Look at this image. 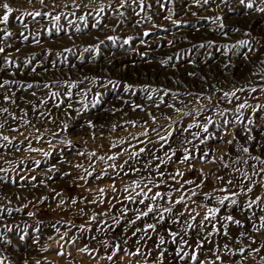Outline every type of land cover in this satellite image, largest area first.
Here are the masks:
<instances>
[{
	"label": "rangeland",
	"instance_id": "374dc122",
	"mask_svg": "<svg viewBox=\"0 0 264 264\" xmlns=\"http://www.w3.org/2000/svg\"><path fill=\"white\" fill-rule=\"evenodd\" d=\"M5 2L13 8L9 23L0 24V37L5 31L13 33L7 40L0 39V47L5 48V53L0 54V82L4 79L13 82L6 88H0V108H8L7 113L0 112V124L3 125L0 137L8 136L12 141L9 144L0 139V177L3 178L0 180V209H4L0 211V240L8 241L7 244L0 242V251L6 258L5 264H24L25 260L27 264H37L38 261L39 264H113L100 258L111 251L110 248L105 249L100 241L106 239L111 245L114 238L122 247L135 251L139 247L136 244L137 238L144 234L133 236L132 233L138 227L153 223L150 218L153 214L136 221V224H129L128 221L136 218L137 207L146 209L143 205L128 203L124 188L155 169L159 161L151 160L153 153L163 157L164 152L170 148L176 149L172 161H166L160 168L167 183L154 191L168 192L169 186L179 187L168 175L177 169L184 173L183 180L191 179L197 183L202 179L201 170L212 173L206 177L202 188L196 189L198 195L193 198L196 203L189 201V210L200 213L196 224L200 223L206 211L199 206L204 193L219 197L224 193L213 192L214 189L234 188L237 182L235 178L240 177V173L235 171L236 167L251 176L249 165L256 162L248 154L238 151L240 145L246 144L252 155L264 159V108H249L243 112L245 121L249 118L254 121L248 126L254 139L248 140V132L241 124L230 125L228 134L223 136V140H229L235 134V146L220 139V125H223L225 118L230 121L234 119L236 104L247 100L253 106H264V91L260 90L264 87V13L257 12L255 7L247 9L239 0H228V3L209 0L208 4H204L203 0H145V10L141 12L133 0H127L123 8L119 7L121 0H75V3L74 0H46L47 7L41 5L39 0H32L31 3L28 0H0V4ZM53 4L56 5L54 10L51 7ZM101 5L104 6L103 13H99ZM256 7L264 5L256 0ZM3 11L0 8V15ZM24 11L62 14L59 24L64 30L58 32L50 18L22 16ZM85 14L86 22L78 19ZM168 16L171 19L165 18ZM217 16L222 20L212 23V19ZM69 20L74 21V24H69ZM220 23L225 25L223 29L219 27ZM24 24L28 27L25 28ZM76 27L80 28V32L75 31ZM145 31L150 35L144 36ZM21 32L28 36L27 40L21 37ZM108 37L115 39L109 40ZM129 37H132L131 41L124 44L123 41ZM240 41H248V46H239ZM209 42H213L212 46H208ZM201 44L205 47H199ZM89 45H99L98 51L84 52L83 49ZM232 45L237 47L232 48ZM225 46H228L227 51ZM65 48H72L73 51L64 52ZM169 57L172 59L168 60ZM5 58L14 64H5ZM189 73L196 75L190 76ZM29 83L33 84L32 88L27 87ZM72 83L77 84V87L71 89L72 98L69 100L66 96L69 89L65 85ZM45 84L49 87L45 88ZM125 85L132 87L127 89ZM252 86L257 87V91L238 92V101L233 99L229 103L223 97L224 91L241 87L249 89ZM152 89L179 93L176 99L164 96V100L176 108L184 111L203 109L198 117L201 122L207 116L218 121L209 129L216 139H209L206 144L195 141L198 145L195 150L197 159L189 162L191 167L187 163L175 161L182 155L181 140L192 139L187 132L181 135V129L193 123L194 118L178 114L163 104L159 108L155 107L163 91L153 92ZM51 92L60 95L53 98ZM189 92L193 95H187ZM196 94L210 96L211 101L201 99L197 103ZM149 95H152V100L148 99ZM4 96L11 97L15 103H6ZM59 101L63 102L58 108L56 105ZM68 104L72 108H68ZM135 105H141L144 110L134 109ZM217 105L219 110L229 109L226 117L215 114ZM75 109L80 110L79 115ZM147 113L156 117L155 123ZM164 116L171 120L164 119ZM89 121L93 127L88 126ZM133 121L135 127L130 123ZM64 125L68 126L67 130H64ZM146 129L147 137L141 135ZM168 131H172V136L161 148L164 142H156L160 136L167 135ZM143 140L151 142L140 143ZM68 141H71L70 148L66 146ZM114 143L116 147H113ZM186 146L192 148V145ZM141 147L146 148V151L135 160H130V154L139 151ZM204 151H209V158H212L214 152L215 163L199 161V153ZM45 152L51 155L45 157ZM80 152L83 155L77 154ZM93 152L96 156L90 155ZM114 154L118 157L116 160H107L108 156ZM238 156L247 159L248 164L232 163ZM220 157L229 163L228 168L223 167ZM37 161L40 162L39 166ZM145 162H149L150 167H146ZM113 164L117 166L115 170L110 167ZM53 166L52 172L47 171ZM120 166H123V171ZM259 167L256 164V168ZM136 168L141 171L125 175V172L131 173ZM85 169L93 175L87 176ZM101 175L102 179H96ZM216 175L224 176L226 180L233 179V185L217 181ZM253 179L256 183L252 193L244 195L241 192L237 206L221 208L222 215L225 211L230 212L236 219L242 220L245 227L232 224L228 226V237H211L221 247L227 243L236 253L232 255L228 251L221 252L225 264H264V229L253 231L254 227H259L256 217L264 215V211H261L264 204L254 205L251 210L247 208L249 200L256 196L264 198V184L260 182L259 176ZM112 185H115V191ZM185 187L193 188L194 185ZM243 187L244 184H241ZM101 188L105 189L103 194L99 192ZM180 195L174 192L173 200ZM73 199L77 201L76 204L71 202ZM60 201L64 203L60 204ZM205 203L210 207L218 206L215 200ZM157 204L160 210L170 206L163 201ZM184 207L183 204L175 205L171 214H165L164 221L157 225L160 235L167 237L168 230L182 232V225L173 223V217ZM121 208L129 211L121 215ZM105 212L107 215L102 214ZM93 215H96V221H90ZM114 215L120 219L118 225L112 219ZM249 216H253L252 220L245 219ZM179 219L183 222L191 217L186 214ZM105 221L106 225L103 223ZM81 226L87 230L81 232ZM8 227L12 228L11 232L6 230ZM206 231L190 229L184 238L192 244L194 240L203 237ZM64 232L68 236L61 240L60 234ZM157 232L150 233L151 239L141 241L144 245L142 252H151L150 256H127L121 253L114 264H154L153 257L159 251L154 249V242L159 239ZM241 232H247L255 243L240 236ZM60 244H64L63 249ZM85 247L97 249L98 252L94 253L96 258L80 251ZM164 247L166 252L163 264H186L176 258L177 245L170 238ZM212 248V243L204 242L203 248L198 250L199 259H215L213 252L209 251ZM256 248L260 251H251ZM240 249H245L244 257L239 255ZM60 251L65 254L58 255Z\"/></svg>",
	"mask_w": 264,
	"mask_h": 264
},
{
	"label": "snow or ice",
	"instance_id": "6c2138e0",
	"mask_svg": "<svg viewBox=\"0 0 264 264\" xmlns=\"http://www.w3.org/2000/svg\"><path fill=\"white\" fill-rule=\"evenodd\" d=\"M29 3L32 2V0H28ZM92 2H95V0H92ZM127 0H121L119 7L123 8L126 4ZM224 3H228V0H223ZM39 3L45 7H47V3L46 0H39ZM75 3V0H74ZM133 3H137V6L139 7L140 11L143 12L145 10V0H133ZM204 4H208L209 0H203ZM239 3L241 5H243L245 8L247 9H253L255 7V10L257 12L260 13H264V7H256V0H239ZM259 4L264 5V0H259ZM52 9L54 10L56 5L53 4ZM65 7H67V5H65ZM78 7V6H77ZM148 7H151V5H148ZM0 8H2L3 14L0 15V24H4L7 25L9 23V17L10 15L13 13V8L7 3H3L0 4ZM104 12V6L101 5L99 8V13H103ZM99 13H97V15H99ZM139 14V13H138ZM22 16H31L33 19L37 18V17H45V18H50L51 21L53 22V27L56 28V30L62 31L64 30L62 28V26L59 24V21L61 20V15L62 14H56L53 15L52 11H48V12H42V11H24L21 14ZM74 15V13H73ZM86 16L87 14H85L84 16L78 17L79 20L81 21H85L86 22ZM67 18V17H65ZM166 19H171V16L165 17ZM17 19H20V17H17ZM148 19L150 20L151 17H148ZM222 18L217 16L214 19H212V23H217V21H221ZM21 23H23L22 19H21ZM69 24H74V21L69 20L68 21ZM97 24H99V20H97L96 22ZM96 25H93V27H95ZM24 27L27 28L28 26L26 24H24ZM219 27L221 29H223L225 27V25L223 23H220ZM237 31H239V29H236ZM76 32H80V28L76 27L75 28ZM225 36L227 35V33H223ZM21 37L24 40L28 39V36H26L23 32L20 33ZM150 35L149 32L145 31L144 32V36H148ZM245 35H248V33H245ZM13 36V33L11 31H5L4 35L2 37H0V39L3 40H7L10 37ZM98 39V38H97ZM107 39L109 40H114L115 38L113 37H108ZM132 37H129L128 39H125L123 41L124 44H128L131 41ZM37 43H39V40L36 41ZM101 43H103V41H101ZM213 42H209L208 46H212ZM10 46V45H9ZM239 46H248V41H240L239 42ZM199 47L203 48L205 47L204 44L199 45ZM232 48L237 47V45H232ZM99 49V45H89L87 47H85L83 49L84 52H96ZM225 50H228V46H225ZM251 50V49H250ZM18 51V49H17ZM64 52H72L73 49L72 48H65L63 50ZM5 53V48L4 47H0V54ZM172 57H169L168 60H171ZM5 64L7 65H13L14 62L10 59L5 58L4 61ZM161 63H166V61H162ZM227 67V65H225ZM33 71H35V68H33ZM190 76H195V73H189ZM11 83H13L12 81L8 80V79H4L2 82H0V88H6L8 85H10ZM108 83H112V81H109ZM28 88H32L33 84L29 83L27 84ZM45 88L49 87L48 84L44 85ZM66 88L69 89V91L66 92V96L67 98L70 100L72 98V92L71 89H74L77 87V84L72 83V84H66L65 85ZM125 87L127 89H131V85H125ZM248 90L250 92H256L257 91V87L252 86L249 89H245L243 87L241 88H236L232 91H224L223 92V97L226 98L228 100L229 103H232L233 99L235 100H239V96L237 95L238 92H242ZM261 91H264V87L260 88ZM145 91H147V89H145ZM153 92H157V91H163V96L160 97L159 102L155 104V107L159 108L162 104L165 105L168 108H172L175 112H177L178 114L184 115V116H193L194 121L193 123L189 124L187 126V128H183L181 129V135H183V133L187 132L190 134V136L192 137V139H183L180 142V147L182 148V155L180 157H177V160L175 162H178L180 164H189V167H191V164L189 163L192 160L197 159V152L195 151L196 149H198V145L195 143V141H199V144H206L207 141L209 139H216L217 137L211 133L209 131L210 126L216 125L218 124V121L214 120L212 116H207L205 117V121L201 122L199 121L198 117L202 114L203 109L200 110H191V111H184L181 108H176L174 104H170L167 103L164 100V96H171L173 99H176L179 95V93H175V92H171L170 90L167 89H152ZM219 91V90H218ZM33 95H35V93H33ZM60 94L58 92H51V97L55 98L58 97ZM187 95H193L191 92L187 93ZM4 101L6 103H15V101L11 100V97L9 96H4L3 97ZM149 100H152L153 97L152 95L148 96ZM201 99H208L209 101H211V97L210 96H203V94H196V101L197 103L200 102ZM63 101H59L57 103V107L59 108L60 103H62ZM98 102V100H97ZM41 103H47V101H41ZM81 103H83V101H81ZM68 108H72L71 104L67 105ZM87 106L85 105V108ZM185 107H187V105H185ZM139 108L141 111H143V107L141 105H135L134 109ZM249 108H254L258 109V108H264V106H253L251 104L248 103L247 100H245L244 102L238 103L236 104L235 108H234V113L236 114L234 116L233 120H228L227 118L224 119V123L223 125H220V129H221V135H220V139L229 145H234V141H236V136L235 134H233L232 139L229 140H223V136L228 134V129L229 126H234L235 124H241L244 125L245 130L248 132V140L251 141L252 139H254V137L251 136V128L248 127L249 125H252L254 123V121L252 119H247V121H245V119L243 118V112L246 109ZM75 111L77 112V114H80V110L79 109H75ZM0 112L2 113H7L8 112V108H0ZM229 112V109H223V110H219V105H217V109L215 110V114L217 116L220 117H226V114ZM27 113H25L26 115ZM43 115V114H41ZM147 115H149L152 118V122L155 123L156 122V117L153 116L151 113H147ZM16 117H13V119H15ZM164 119L167 120H171L170 117L168 116H164ZM27 123V122H26ZM132 123V126L135 127L136 124L135 122H130ZM88 126L89 127H93V125L91 124V122H88ZM3 125L0 124V128H2ZM67 125H64L63 128L64 130H67ZM146 127V125H145ZM172 127V124H169V128ZM192 129H197V131H192ZM13 131H16L18 129H11ZM113 130H115L113 128ZM38 131V130H37ZM153 131H157L156 129H153ZM159 134V133H158ZM205 134V135H202ZM54 135H58V133H55ZM145 137L148 136V131L147 129L141 134ZM172 136V131H168L167 135L164 136H160L159 137V141H157L156 143H160L161 141L164 143H161V148L164 147L165 144H167V142L169 141V139ZM0 139H3L4 141H7L9 144L12 143V141L10 140V138L8 136H2L0 137ZM134 139H138V137H134ZM150 140H143L140 141V143L142 144H148L150 143ZM61 143H65L64 141H61ZM49 144H51V141H49ZM186 145H192V148H188ZM67 147H71V141H68L66 143ZM235 146V145H234ZM2 147V146H0ZM113 147H116V144H113ZM133 147H135V145H133ZM31 151H38L37 149H30ZM146 151V148H139V151L137 152H132L130 154L129 159L130 160H135L136 158H138L140 156L141 153H144ZM238 151L244 153V154H248L251 158L252 161L256 162V164H258L260 167L257 169L256 168V164H251L249 165V167L252 169V174L251 176L247 173V172H242L240 167H236L235 171L237 173H240V177L239 178H235L237 180L234 188H229V187H220L217 189H214L213 192H222L224 193L223 196H215L212 193H204L203 194V198L199 203L200 207H203L206 209L202 220L200 221L199 224H196V219L197 217L200 215L199 212L195 211V210H189V201H191L192 203H196V201L193 200L194 197H196L198 195L196 189L202 188L206 177L208 175H211L212 173H204L202 170L200 172V176H201V181L199 183H197L195 180H183V176L184 173L181 172L180 170H176L174 173H169V177L171 178L172 182L174 184H179V187H170V191L168 192H164V191H154V189H161L166 183H167V179L165 178V175L162 171H160L161 165L164 164L166 161H172V158L174 156H176V149H169V151L164 152V156L160 157L157 156L155 153L152 154L151 160L152 161H159V163L156 164L155 169L153 171H150L147 173V175L141 177V178H137L136 180L132 181L130 186H126L124 188V192L127 193V195L125 196V200L128 203L131 204H136V205H143L144 209L143 210L139 207L136 208V218L134 220H130L128 221L129 224H136V221L141 220L144 217H149L150 214H153L150 218L154 221L153 223H147L143 228H136L135 231L132 233L133 236H136L137 233H143L144 235L140 236L137 238L136 244L139 245V247L136 248L135 251H131L126 247H122L120 243L115 242V238H114V242L110 245L108 240H101L100 243L104 246L105 249H111V251H108L106 253V255H102L100 256L101 259H107L110 262H115L116 258H118L120 256V254L122 253L123 255H127V256H145L148 257L151 255V252H147L144 253L142 252V249L144 247V245L141 243L142 240H147V239H151L150 233L151 232H157V225L162 223L165 219V214H171L173 212V207H175V205H181L183 204L185 207L184 209L178 211L176 213V215L173 217V223L178 224V225H182V232L181 231H176V230H168L167 231V237L164 235H160L158 232V236L159 239L158 241L154 242V249H159L157 255L155 257H153V261L154 264H163V260L165 258V252H166V248L164 247L167 243H168V238L171 239V242L173 244H176L177 247L175 249V256L179 261H185L186 264H217V262H219V264H225L224 259L222 257V255L220 254L223 251H228L230 252L232 255H236L235 252H233L230 248L229 245L227 243L223 244V246L221 247L218 243H216L215 241L211 240V237L213 235H219V236H223V237H228L229 231H228V226L229 225H236L240 228H244L245 225L243 223L242 220L240 219H236L230 212L225 211V213L222 215L221 214V208H229L232 206H237L238 205V197L241 195V192H243L244 195H247L248 193H252L253 192V187L256 183V181L253 179V177L259 176L260 177V182L262 184H264V159H262L260 156L258 155H252L250 153V148L245 144V145H240L238 148ZM78 155H83L82 152L77 153ZM43 155L45 157H49L51 155V153L45 152L43 153ZM91 156H96V153H90ZM209 151H204L199 153V161L201 163L207 162V163H215V154L214 152L212 153V158H209ZM227 155V154H226ZM118 157L117 155H111L107 157V160L110 161H114L116 160ZM100 159H104V157H100ZM221 162L223 163V167L224 168H228L230 165L227 162H224V157H220ZM39 161L36 162L37 166H39ZM232 163L236 164V165H240V164H248V160L247 159H242L241 157H237L236 160L232 161ZM125 164H128V161H125ZM146 167H150V163L149 162H145ZM77 167H82V165H77ZM110 167H112L114 170L116 169V165H110ZM129 167L131 168V165H129ZM2 170V169H0ZM54 170V166L53 167H49L47 169V171L52 172ZM120 170L123 171V166H120ZM141 171L139 168L136 169H132L131 173L129 172H125V175H129V174H134L135 172H139ZM85 172L87 174V176L91 177L93 175V173L91 171H88V169H85ZM119 174V173H118ZM103 176H97L96 179H102ZM179 178V179H178ZM216 180L222 182L225 185H233V179H225L224 176H220V175H216ZM3 178L0 177V180H2ZM32 179L34 180L35 177H32ZM81 179H84V177H81ZM181 180H183V182L181 183ZM245 181H247V183H245ZM241 184H244V187L241 188ZM186 185H194L193 188H186ZM113 190L115 191V185H112ZM99 192L101 194H103L105 192V189L101 188L99 189ZM174 192H179L181 193V195L176 198L175 200H173L172 196ZM190 193V195H189ZM57 195H60L59 193H57ZM136 197H139V199H136ZM46 199V198H45ZM208 200H215L216 204L218 206H208L207 203H205V201ZM146 201H148V203H146ZM158 201H163L164 204L166 205H170V206H166L163 207L162 210L159 209V206L157 204ZM73 204H76L77 201L75 199H73L71 201ZM97 201H92V203H96ZM101 203H103V201H100ZM64 201H60V204H63ZM261 204H264V198L260 197V196H256L254 199H251L247 202V208L249 210H251L253 208L254 205L256 206H260ZM59 206V205H58ZM0 211H4V209H0ZM127 211H129V209L127 208H121L120 212L121 215H125L127 213ZM261 211H264V208L261 209ZM10 213V210H9ZM103 215H107V213H102ZM188 215L189 217H191L190 220H184L183 222L179 219V217H184L185 215ZM28 215H33V213H29ZM253 216H255V213H253ZM253 216H249V217H245V219L248 220H252ZM112 219L115 221V224H119L120 223V219L117 216H113ZM256 219L259 221V227L258 228H253V231H259L260 229H264V215L258 216L256 217ZM90 221H96V215H93L92 217H90ZM105 225L107 224V222H103ZM210 226V230L209 229ZM55 227V226H54ZM111 227V226H110ZM200 230V229H204L207 230L206 234L203 237H200L196 240H194L192 242V244H189L188 241L184 238L186 235H188V230ZM8 232L12 231V228L8 227L6 229ZM81 232L86 231L87 229H85L84 226H81L79 229ZM37 231H39V229H37ZM56 231L59 233V229L57 228ZM68 236L67 232H64L62 234H60V238L61 240H64L65 237ZM240 236L242 237H246L248 239L252 240V243H255V240L252 239L250 236H248L247 232H241ZM95 238V237H93ZM51 239V237L49 238ZM71 240V238H69ZM127 237L124 239V244H127ZM0 242L7 244L8 241L7 240H0ZM36 242H38V238H36ZM72 243H75L74 240H71ZM204 242H209L213 244V248L210 249L209 251L213 252V255L215 257V259L209 261L208 259L205 260H200L199 259V249L203 248L204 246ZM237 243H239V241H237ZM60 248L63 249L64 248V244H60ZM188 249H191V251H188ZM80 251L88 253L90 256H93V258H96V256L94 255V253L98 252L97 249H89L87 247L80 249ZM251 251L253 252H259L260 249L256 248V249H251ZM58 255L63 256L65 253L64 251H60L57 253ZM239 255L241 257L245 256V249H240L239 250ZM5 257L2 254V251H0V264H5ZM262 259H264V257H262ZM24 264H27V260L24 261ZM37 264H39V261L37 262Z\"/></svg>",
	"mask_w": 264,
	"mask_h": 264
}]
</instances>
